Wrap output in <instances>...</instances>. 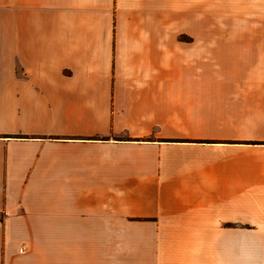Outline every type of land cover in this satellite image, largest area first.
Returning <instances> with one entry per match:
<instances>
[{"label":"crops","instance_id":"crops-1","mask_svg":"<svg viewBox=\"0 0 264 264\" xmlns=\"http://www.w3.org/2000/svg\"><path fill=\"white\" fill-rule=\"evenodd\" d=\"M255 1L0 0V264H264Z\"/></svg>","mask_w":264,"mask_h":264},{"label":"rangeland","instance_id":"rangeland-1","mask_svg":"<svg viewBox=\"0 0 264 264\" xmlns=\"http://www.w3.org/2000/svg\"><path fill=\"white\" fill-rule=\"evenodd\" d=\"M259 40V2L200 0V42Z\"/></svg>","mask_w":264,"mask_h":264}]
</instances>
